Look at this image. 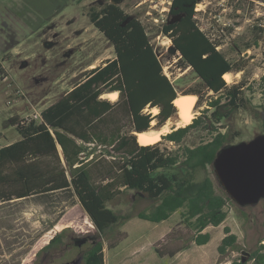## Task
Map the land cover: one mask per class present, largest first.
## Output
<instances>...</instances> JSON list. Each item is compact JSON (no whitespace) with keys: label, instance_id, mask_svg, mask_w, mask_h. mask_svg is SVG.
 Segmentation results:
<instances>
[{"label":"trees","instance_id":"1","mask_svg":"<svg viewBox=\"0 0 264 264\" xmlns=\"http://www.w3.org/2000/svg\"><path fill=\"white\" fill-rule=\"evenodd\" d=\"M198 4L199 0H173L169 15L177 20L163 24L161 33L176 49V67L191 69L203 92L180 93L165 74L139 19L115 4L91 10V23L112 43L116 57L89 70L82 82L41 112L40 120L11 119L21 139L0 148V203L71 192L99 236L134 218L161 223L181 212V225L192 235L190 243L210 242L212 236L205 230L221 226L228 217L227 205L235 204L225 191L218 192L210 167L222 148L238 143L241 133L233 131L229 122L241 111H249L264 128V104L254 105L248 99L243 82L229 85L224 80L225 74L241 69L198 26ZM111 92L119 93L117 101L102 98ZM211 92L214 96L191 124L173 127L157 144H139L136 132L151 130L153 121L162 127L177 115L174 101L179 95L199 96L200 107L202 97ZM148 108H158L159 113H145ZM193 132L206 133L210 139L192 147L183 145ZM162 141L177 149H162ZM128 191L153 205L137 214L118 213L109 207ZM62 233L41 251L58 245ZM225 234L219 254L244 253L229 227ZM117 244L116 239L108 246L113 249ZM164 247L156 249L160 257L173 258L189 245ZM252 261L264 264V246L230 264ZM83 264H106L104 242L100 240L86 253Z\"/></svg>","mask_w":264,"mask_h":264},{"label":"rangeland","instance_id":"2","mask_svg":"<svg viewBox=\"0 0 264 264\" xmlns=\"http://www.w3.org/2000/svg\"><path fill=\"white\" fill-rule=\"evenodd\" d=\"M168 1L121 0L119 5L145 26L165 74L180 93L192 89L203 92L201 81L191 69L176 67L178 56L170 52L172 40L161 33L163 24L177 20L169 15ZM102 3L103 0H0V61L12 53V58L2 63L7 72L0 76V148L21 139L11 125L13 117L21 119L35 111L42 112L82 82L89 70L116 57L112 43L95 28L89 17L91 9L98 10ZM197 11L198 26L220 44L218 50L241 69L232 73L230 83L225 80L227 84L243 82L248 99L254 105L264 104V0H199ZM13 47L16 49L12 50ZM66 53L68 62L63 67ZM212 96L213 92L202 97L200 107L197 96L195 118ZM150 112L149 108L145 110V113ZM179 119L177 114L168 120L171 131L177 127L174 125ZM151 126L157 127V121ZM229 127L241 133L238 143L264 134L262 123L249 111H241L229 122ZM209 139L206 133L193 132L183 145L192 147ZM160 147L177 149L167 141H162ZM210 174L218 192L225 191L213 166ZM152 205L150 200L131 191L109 203L110 208L123 214H137ZM226 210L225 222L219 227H208L205 232L212 238L208 244L199 246L190 243L192 235L181 225V212L161 223L134 218L99 236L71 192L3 202L0 203V264L62 261L63 248L67 245L72 248L71 237L88 234L104 242L107 264H217L220 261L229 264L241 256L247 257L264 238V200L245 208L236 203L228 204ZM226 227L238 237V243L247 254L237 251L225 256L219 254ZM172 230L174 233L168 238ZM61 233V242L49 250L50 254L41 251ZM116 239L119 245L111 249L108 244ZM165 244L189 245V248L173 258L160 257L156 249H164Z\"/></svg>","mask_w":264,"mask_h":264},{"label":"water","instance_id":"3","mask_svg":"<svg viewBox=\"0 0 264 264\" xmlns=\"http://www.w3.org/2000/svg\"><path fill=\"white\" fill-rule=\"evenodd\" d=\"M120 2L113 0L116 5ZM170 52L175 54L176 49L171 47ZM213 168L226 194L239 207L259 204L264 200V134L222 148L217 153ZM86 239L76 237L74 240L76 245L82 246Z\"/></svg>","mask_w":264,"mask_h":264},{"label":"bare ground","instance_id":"4","mask_svg":"<svg viewBox=\"0 0 264 264\" xmlns=\"http://www.w3.org/2000/svg\"><path fill=\"white\" fill-rule=\"evenodd\" d=\"M232 72L227 73L223 76L224 80L227 82L232 81ZM119 96L118 92L107 93L104 97L116 101ZM197 96L195 95H179V97L174 101V105L178 109V115L180 116L179 121L175 123L174 126L177 124V129L181 127H186L187 125L191 124L193 119L195 118L194 109L196 106ZM152 113L157 114L159 112L158 108H153L151 110ZM179 118V117H178ZM171 119V118H170ZM169 119V120H170ZM154 124V121L152 122ZM171 132V128L169 126V121L166 122L162 128L153 127L151 130L147 132H136V136L140 145L149 146L154 145L160 142L163 135H166Z\"/></svg>","mask_w":264,"mask_h":264},{"label":"flooded vegetation","instance_id":"5","mask_svg":"<svg viewBox=\"0 0 264 264\" xmlns=\"http://www.w3.org/2000/svg\"><path fill=\"white\" fill-rule=\"evenodd\" d=\"M107 4H114L113 0H103L102 6L100 8H98V11H100L101 9H103ZM116 5V4H115ZM120 6V5H119ZM95 8H92L91 10H93ZM97 10V9H96ZM98 30V29H97ZM99 31V30H98ZM100 32V31H99ZM102 33V32H100ZM103 34V33H102ZM15 47L12 48V50ZM68 53V52H67ZM67 53L65 54V61L64 66L67 64L68 62V58H67ZM12 58V53H9L7 55H5V57L2 59V61H0V76L4 75L7 72V69H5V67L2 65V63L6 60V59H11ZM3 81H6V77L3 78ZM85 238H87L86 242L82 245V246H78L76 245L75 242V238L76 236H72L71 237V242H72V248H70L69 245L65 246V248H63V255L61 256L60 259H62V261H58L56 259H54L52 261V264H83L86 253L94 246L96 245L100 240H98L96 235H86L83 236ZM57 246V245H56ZM89 246V248L87 250H84L83 248ZM55 247V246H53ZM52 247V248H53ZM52 248L47 250V253L50 254V251ZM46 253V252H45Z\"/></svg>","mask_w":264,"mask_h":264},{"label":"built area","instance_id":"6","mask_svg":"<svg viewBox=\"0 0 264 264\" xmlns=\"http://www.w3.org/2000/svg\"><path fill=\"white\" fill-rule=\"evenodd\" d=\"M172 1L173 0H170L168 1V4L171 6L172 5ZM41 119V113L40 112H33V113H30L28 115H26L23 120L27 121V122H31V121H38Z\"/></svg>","mask_w":264,"mask_h":264},{"label":"crops","instance_id":"7","mask_svg":"<svg viewBox=\"0 0 264 264\" xmlns=\"http://www.w3.org/2000/svg\"><path fill=\"white\" fill-rule=\"evenodd\" d=\"M15 49H16V47H15L13 50H15ZM4 82H5V81H4ZM76 86H77V85H76ZM71 90H72V89H71ZM71 90H70V91H71ZM68 92H69V91H68ZM68 92H67V93H68ZM67 93H66V94H67ZM111 93H113V92H111ZM66 94H65V95H66ZM65 95H63V96H65ZM63 96H62V97H63ZM62 97H61V98H62ZM61 98H60V99H61ZM102 98H103V99H108V98L104 97V95L102 96ZM60 99H59V100H60ZM59 100H57V101H59ZM109 100H110V99H109ZM57 101H56V102H57ZM111 101H112V100H111ZM56 102H54V103H56ZM54 103H53V104H54ZM51 105H52V104H51ZM51 105H49V106H51ZM49 106H48V107H49ZM46 108H47V107H46ZM46 108H45V109H46ZM40 113H41V112H40ZM211 238H212V237H211ZM222 240H223V239H222ZM260 246H264V238L261 239L260 244H259V246H258L257 248H259ZM257 248H256V249H257ZM256 249H255V250H256ZM105 261H106V257H105ZM230 263H231V262H230ZM230 263H229V264H230ZM106 264H107V261H106ZM249 264H253V261L250 262Z\"/></svg>","mask_w":264,"mask_h":264}]
</instances>
